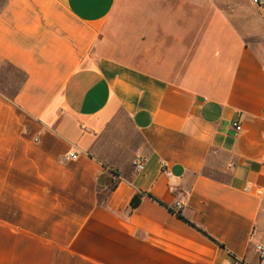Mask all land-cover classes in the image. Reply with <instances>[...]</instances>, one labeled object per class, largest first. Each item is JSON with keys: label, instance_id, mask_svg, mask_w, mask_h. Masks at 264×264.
<instances>
[{"label": "crops", "instance_id": "crops-1", "mask_svg": "<svg viewBox=\"0 0 264 264\" xmlns=\"http://www.w3.org/2000/svg\"><path fill=\"white\" fill-rule=\"evenodd\" d=\"M258 245L264 0H0V264Z\"/></svg>", "mask_w": 264, "mask_h": 264}, {"label": "built area", "instance_id": "built-area-1", "mask_svg": "<svg viewBox=\"0 0 264 264\" xmlns=\"http://www.w3.org/2000/svg\"><path fill=\"white\" fill-rule=\"evenodd\" d=\"M253 4H261V0H252ZM234 128L236 130V132H241L242 131V126L239 123H235L234 124ZM69 158L71 159H76L77 156L75 154H71L69 156ZM144 168V164L141 162L138 164V170H143ZM256 251L258 252V254L260 255L261 258H264V246L263 245H258L256 246ZM232 264H240L238 261L233 260Z\"/></svg>", "mask_w": 264, "mask_h": 264}, {"label": "trees", "instance_id": "trees-1", "mask_svg": "<svg viewBox=\"0 0 264 264\" xmlns=\"http://www.w3.org/2000/svg\"><path fill=\"white\" fill-rule=\"evenodd\" d=\"M138 201H139V197H135L134 199H133V201H132V207L134 208V207H136V205L138 204ZM178 216L181 218V219H184L179 213H178ZM185 220V219H184ZM186 222H188L187 220H185ZM188 223H190V222H188ZM191 224V223H190ZM192 226H194L193 224H191ZM195 227V226H194ZM199 231H201L203 234H205V235H207L205 232H203L202 230H199Z\"/></svg>", "mask_w": 264, "mask_h": 264}]
</instances>
